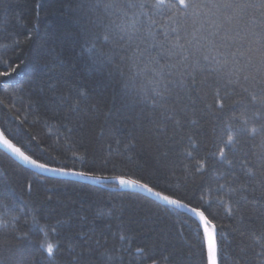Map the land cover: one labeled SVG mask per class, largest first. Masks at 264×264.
Here are the masks:
<instances>
[{"label": "trees", "instance_id": "16d2710c", "mask_svg": "<svg viewBox=\"0 0 264 264\" xmlns=\"http://www.w3.org/2000/svg\"><path fill=\"white\" fill-rule=\"evenodd\" d=\"M185 5L0 0V128L50 167L204 211L218 264H264V0ZM0 221V264H209L192 215L1 149Z\"/></svg>", "mask_w": 264, "mask_h": 264}, {"label": "snow or ice", "instance_id": "6c2138e0", "mask_svg": "<svg viewBox=\"0 0 264 264\" xmlns=\"http://www.w3.org/2000/svg\"><path fill=\"white\" fill-rule=\"evenodd\" d=\"M180 4L185 5V0H179ZM140 7L142 8L143 5L141 4ZM187 7V5H185ZM11 68V71L14 72L16 69L12 68L11 65L8 66ZM11 73L6 69L3 72H0V76H8ZM261 130L264 131V125L261 126ZM257 130L255 128L252 129V132L255 133ZM0 143H2L7 149L11 150L15 155H17L19 158L27 162L28 164L39 168L45 172H56L61 175H75L80 177H89L90 174L83 172V171H74L63 167H50L47 163H41L37 159H34L31 155H26L24 151L21 150L20 147H17L16 144L12 142V140L5 138L4 133L0 132ZM221 156H223V153H221ZM119 180V184L122 186H129V187H139L147 192L155 195L156 197H161V193L159 191H154L152 187H149L147 183H140L138 180H128L123 178H117ZM164 201H166L168 204L176 205L178 207H187V204H183L179 199H173L168 195H164L162 197ZM3 207H6L4 205ZM194 213H197V215L200 218L201 227H202V234L206 238V253H207V259L210 262V264H218V250L217 245L215 242V236H214V229L215 225L213 224L212 220L209 219L204 211H197V209L193 208L191 209ZM6 224V221H0V225ZM210 228L213 231H210ZM46 251L49 255H52L54 252V247L52 244H48L46 247Z\"/></svg>", "mask_w": 264, "mask_h": 264}, {"label": "water", "instance_id": "95a60500", "mask_svg": "<svg viewBox=\"0 0 264 264\" xmlns=\"http://www.w3.org/2000/svg\"><path fill=\"white\" fill-rule=\"evenodd\" d=\"M0 132H2L1 128H0ZM4 136H5V134H4ZM5 138H7V137L5 136ZM0 149L3 152H5L7 155L12 157L19 164H21L23 166H26L27 168L31 169L32 171H34L36 173H39L41 175H44V176L63 178V179H72V180H75V181H78V182L90 183V184H101V185L102 184H109V183H117V184H119V180L117 178H105V177H97V176H91V175L89 177H80V176H75V175H67V176H65V175H61V174L56 173V172H50V171L45 172V171H43V170H41L39 168H36V167L28 164L27 162H25L24 160L19 158L11 150L7 149L2 143H0ZM123 179H127V178H123ZM128 180H130V179H128ZM123 187L126 190L134 191V192L146 195V196H148V197H150V198H152V199H154L156 201L168 204L166 201H164L162 199V197L164 196V194H162V193H161V197H156L155 195H153V194H151V193L147 192L146 190H144L142 188H139V187H129V186H123ZM154 191H156V190H154ZM168 205H171V204H168ZM171 206H174V207H176V208H178V209H180V210L192 215L193 217H195L197 219V221L199 222V224L201 226V222H200L199 216L197 215V213H194L193 211H191V209H193V208L189 207L188 205H187L186 208L178 207L176 205H171ZM214 234H215V242H216L217 235H216V233H214ZM209 264H210V262H209Z\"/></svg>", "mask_w": 264, "mask_h": 264}, {"label": "bare ground", "instance_id": "6f19581e", "mask_svg": "<svg viewBox=\"0 0 264 264\" xmlns=\"http://www.w3.org/2000/svg\"><path fill=\"white\" fill-rule=\"evenodd\" d=\"M214 236H215V234H214Z\"/></svg>", "mask_w": 264, "mask_h": 264}]
</instances>
